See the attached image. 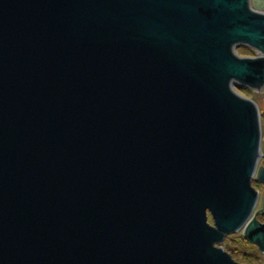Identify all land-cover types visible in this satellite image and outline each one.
<instances>
[{
    "label": "water",
    "instance_id": "water-1",
    "mask_svg": "<svg viewBox=\"0 0 264 264\" xmlns=\"http://www.w3.org/2000/svg\"><path fill=\"white\" fill-rule=\"evenodd\" d=\"M252 2L0 0V264H237L214 244L264 241L260 112L235 92L264 88Z\"/></svg>",
    "mask_w": 264,
    "mask_h": 264
},
{
    "label": "rangeland",
    "instance_id": "rangeland-1",
    "mask_svg": "<svg viewBox=\"0 0 264 264\" xmlns=\"http://www.w3.org/2000/svg\"><path fill=\"white\" fill-rule=\"evenodd\" d=\"M251 7L256 8L253 5L252 0ZM264 12V8H262ZM235 52L240 57H256L259 56L258 53L253 51L252 49L246 46H238L235 49ZM235 92L245 98H249L255 101L258 106L260 112V122H261V152L262 157L260 158L258 165L264 166V88L260 92H256L246 87L235 86ZM252 188L257 192V194L261 197L262 191H264V185H261L257 182L251 183ZM207 221L212 225V220L210 216H208ZM223 247L228 251L234 252L236 256L234 258L240 264H264V254H257L254 251V248L251 250V246L246 243L240 236V234L231 235L223 244ZM253 251L255 254H253ZM252 254V255H251Z\"/></svg>",
    "mask_w": 264,
    "mask_h": 264
},
{
    "label": "flooded vegetation",
    "instance_id": "flooded-vegetation-1",
    "mask_svg": "<svg viewBox=\"0 0 264 264\" xmlns=\"http://www.w3.org/2000/svg\"><path fill=\"white\" fill-rule=\"evenodd\" d=\"M260 1H262V0H256V2H260ZM257 9H262L260 6H259V4H258V6H257ZM263 156V155H262ZM259 166V165H258ZM252 182H257V181H255V179H252L251 180V183ZM257 183H259V182H257ZM262 185V184H261ZM208 216H210V218H211V215H210V213L209 212H207V219H208ZM255 219L256 220V222H257V224L258 225H260V229L261 230H263V231H261V230H257V233H262V236H263V238H264V194L260 197L259 195H258V199H257V202H256V206H255V208H254V211H253V213H252V215H251V217H250V219L249 220H252V219ZM211 220H212V218H211ZM207 223L210 225V223L207 221ZM248 224V223H247ZM210 226H213V221H212V225H210ZM247 225L245 224V226L240 230V231H238L237 233H235V234H240V236L242 237V239L244 240V241H246V243L248 244V245H250L251 246V250H252V248H254V251L257 253V254H259V255H261V254H264V241L263 242H261V244H259V245H257V244H255V243H253V242H250L248 239H246L245 237H244V230H245V227H246ZM231 235H234V234H230V235H227V236H225L224 238H223V240L220 242V243H215L214 244V247H216V248H221L226 254H228L230 257H231V259L235 262V263H237V264H240L235 258H234V256H236V254H234V252H231V251H228L226 248H224L223 247V244L225 243V241L231 236ZM253 251V254H255V252ZM252 255V254H251Z\"/></svg>",
    "mask_w": 264,
    "mask_h": 264
}]
</instances>
